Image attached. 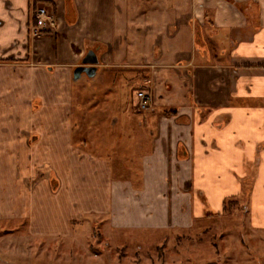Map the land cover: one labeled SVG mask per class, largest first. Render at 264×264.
Returning <instances> with one entry per match:
<instances>
[{"label":"crops","instance_id":"crops-1","mask_svg":"<svg viewBox=\"0 0 264 264\" xmlns=\"http://www.w3.org/2000/svg\"><path fill=\"white\" fill-rule=\"evenodd\" d=\"M142 1L0 0L13 14L0 27V216L29 218L31 235L73 239L95 216L112 231L189 229L219 216L254 164L251 219L264 226V0ZM38 6L56 25L35 34ZM90 49L97 72L75 79ZM99 85L131 91L133 175L123 149L75 143V113L89 110L78 89ZM138 88L154 97L145 111ZM27 158L54 168V184L28 182Z\"/></svg>","mask_w":264,"mask_h":264},{"label":"rangeland","instance_id":"rangeland-1","mask_svg":"<svg viewBox=\"0 0 264 264\" xmlns=\"http://www.w3.org/2000/svg\"><path fill=\"white\" fill-rule=\"evenodd\" d=\"M141 3L144 9L160 5L157 0ZM12 16L1 4L0 27L10 29ZM120 88L117 95L113 92L106 97H102L100 85L93 91L78 89L77 100L89 110L75 113L78 125L74 140L75 143L78 139L86 140L87 151L103 154L109 150L113 158L123 149L125 167L131 168L127 174L133 175L140 170V162L134 159L132 136L128 138L125 129L133 99L128 85L122 91ZM22 164L36 168L37 175L29 176L27 181L36 183L37 189L42 187V177L54 184V168L50 170L29 158L22 159L20 170ZM0 169L8 170L5 161H1ZM253 170L242 179L241 191L232 196L239 199L238 203L213 219L195 222L189 229L112 231L103 228L107 218L95 216L84 226H75L73 239L44 238L30 234L29 218L13 220L0 216V264H264V226L254 225L251 219L256 164ZM260 183H264V177ZM254 189V201L261 206L264 189Z\"/></svg>","mask_w":264,"mask_h":264},{"label":"built area","instance_id":"built-area-1","mask_svg":"<svg viewBox=\"0 0 264 264\" xmlns=\"http://www.w3.org/2000/svg\"><path fill=\"white\" fill-rule=\"evenodd\" d=\"M35 25L33 32L39 34L46 30H52L56 25L53 12L46 6H38L35 9ZM137 106L141 110L149 109L153 104V94L147 88H138L136 90Z\"/></svg>","mask_w":264,"mask_h":264},{"label":"water","instance_id":"water-1","mask_svg":"<svg viewBox=\"0 0 264 264\" xmlns=\"http://www.w3.org/2000/svg\"><path fill=\"white\" fill-rule=\"evenodd\" d=\"M99 62L97 53L90 49L82 59V64L74 69V78H79L82 74L93 77L97 72V63Z\"/></svg>","mask_w":264,"mask_h":264},{"label":"trees","instance_id":"trees-1","mask_svg":"<svg viewBox=\"0 0 264 264\" xmlns=\"http://www.w3.org/2000/svg\"><path fill=\"white\" fill-rule=\"evenodd\" d=\"M238 202H239L238 198L237 199L234 197L226 198L223 205V212L228 211L233 206L232 204H236Z\"/></svg>","mask_w":264,"mask_h":264}]
</instances>
